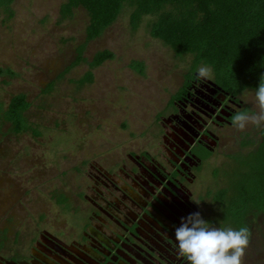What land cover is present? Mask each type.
Returning a JSON list of instances; mask_svg holds the SVG:
<instances>
[{
    "label": "rangeland",
    "instance_id": "obj_1",
    "mask_svg": "<svg viewBox=\"0 0 264 264\" xmlns=\"http://www.w3.org/2000/svg\"><path fill=\"white\" fill-rule=\"evenodd\" d=\"M65 1L14 0L13 17L0 14V69L16 74L12 79L0 76V101L6 104L25 94L31 103L26 117L41 133L0 134V239L5 235L7 245L41 218H55L56 199L74 196L82 163L113 149L143 146L156 114L192 66L191 56L177 57L150 37V17L133 30L130 9H125L84 53L88 62L103 50L114 59L94 69L86 63L70 68L88 17L77 9L71 19L59 21ZM133 61L143 63V76L129 68ZM88 71L91 81L80 84ZM241 99L250 114L259 111L254 92L245 91ZM260 130L250 124L244 132L225 131L213 162L223 163L226 181L233 168L225 156L240 153L246 136L257 145ZM250 226L243 264H264V216H255Z\"/></svg>",
    "mask_w": 264,
    "mask_h": 264
},
{
    "label": "flooded vegetation",
    "instance_id": "obj_2",
    "mask_svg": "<svg viewBox=\"0 0 264 264\" xmlns=\"http://www.w3.org/2000/svg\"><path fill=\"white\" fill-rule=\"evenodd\" d=\"M196 73L185 76L156 114L143 146L82 163L74 196L61 195L65 202H55L53 220L41 218L10 245L3 235L0 264H186L174 236L181 218L199 212L210 227L230 226L224 223L230 181L213 159L232 117L251 111L243 93ZM246 138L240 153L225 156L233 171V157L254 148ZM253 218L244 221L249 237Z\"/></svg>",
    "mask_w": 264,
    "mask_h": 264
},
{
    "label": "trees",
    "instance_id": "obj_3",
    "mask_svg": "<svg viewBox=\"0 0 264 264\" xmlns=\"http://www.w3.org/2000/svg\"><path fill=\"white\" fill-rule=\"evenodd\" d=\"M13 2L0 0V14L12 18ZM77 9L85 11L88 22L70 68L86 63L94 69L112 61L114 54L109 50L97 52L89 62L84 53L90 42L100 38L125 9H130L133 30L143 18L150 17L152 39L160 41L177 57H192L186 76L199 66H209L212 77L235 95L255 93L264 79V0H66L60 6L59 21L71 19ZM129 68L144 75L142 62L133 61ZM0 76L12 79L16 74L0 69ZM91 79L92 72L88 71L79 83ZM30 107L25 94L14 95L6 104L0 101V134L40 137L41 133L26 117ZM244 112L250 113L248 109ZM250 145L243 142V146ZM233 159L238 167L230 177L231 195L226 201L224 223L247 227V215L264 213V128L260 130L259 143L247 155H235ZM56 202L65 199L60 196Z\"/></svg>",
    "mask_w": 264,
    "mask_h": 264
},
{
    "label": "clouds",
    "instance_id": "obj_4",
    "mask_svg": "<svg viewBox=\"0 0 264 264\" xmlns=\"http://www.w3.org/2000/svg\"><path fill=\"white\" fill-rule=\"evenodd\" d=\"M196 74L199 79H206L212 69L201 66ZM255 102L259 109L255 114L241 111L232 117V127L237 131L244 132L250 124L264 128V79L256 88ZM174 236L178 255L186 264H243L249 245L247 227H210L199 212L181 218Z\"/></svg>",
    "mask_w": 264,
    "mask_h": 264
}]
</instances>
